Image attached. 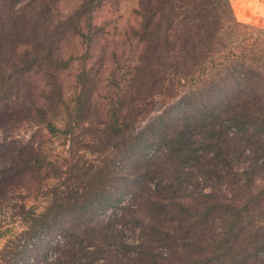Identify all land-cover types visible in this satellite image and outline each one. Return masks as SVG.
<instances>
[{"label":"rangeland","instance_id":"374dc122","mask_svg":"<svg viewBox=\"0 0 264 264\" xmlns=\"http://www.w3.org/2000/svg\"><path fill=\"white\" fill-rule=\"evenodd\" d=\"M35 2L41 3L0 0V16L13 20V12H19L8 33L0 31V72L7 70L9 77L5 84L0 82V253L11 251L17 237L28 230V224L19 215L21 206L28 211L45 212L55 200L69 203L66 198L75 194L80 201L82 195L96 190H104L106 195H123L124 200L115 209L117 214H99L92 224L86 225L89 230L104 227L112 242L104 247L105 251L123 254V264H145L139 262L145 243L159 264H169L171 247L169 242L159 240L162 235L155 228L176 236H184L190 230L184 239L188 245L177 258L186 261L197 257L195 247L199 243L205 246L200 241L205 237L200 227L201 215L216 202L232 205L254 199L250 206L256 210L252 215L256 219L255 229H243L236 234L240 233V238L249 244H264V222L260 223L264 220V196L255 197L264 190V142L250 147L241 165L233 170L238 176L243 175L242 182L252 179L250 188H242L243 195L236 186L213 188V182L205 177L197 179L198 187L190 181L180 199H172V194L170 199L148 194L154 187L144 176L146 161L151 160V164L167 154L173 128L184 119V110H179L177 102L184 95L197 92L196 108L188 112L194 116L207 91L198 89L214 79H181L158 73L156 55H150V64L142 61L138 39L140 0H94V5L87 7L79 0H53L42 2L44 8L38 10L32 9ZM163 11L164 31L159 42L168 49L165 28L170 14L166 8ZM27 12L31 16L26 14L19 19ZM4 24L0 18V30L5 28ZM249 26V30L238 28L237 35L255 38L256 29H262ZM169 56L164 53L160 59L168 64L173 61ZM192 56L207 61L217 58L216 54L200 52L189 57ZM183 108L189 106L183 104ZM49 122L57 132L47 129ZM141 133L147 136L148 149L125 153L122 144L126 137ZM237 134L233 131L230 136ZM151 151L156 152L152 158L148 155ZM260 153L263 155L257 163H252L251 157ZM112 164L114 181L105 183L104 173ZM185 172L192 170L186 167ZM203 194H211L212 200ZM73 199L70 202L77 201ZM218 216L217 211L210 214L205 238L210 231L219 233L224 222ZM71 220L58 226H68ZM58 226L43 245L44 251L52 250L48 260L54 264L64 242ZM255 233L259 234L257 238L253 237ZM95 234L98 236L97 231ZM7 247L9 250H5ZM37 254L41 255L40 251L31 256ZM95 264L117 262L100 259ZM252 264H264V248L260 247L257 262Z\"/></svg>","mask_w":264,"mask_h":264},{"label":"trees","instance_id":"16d2710c","mask_svg":"<svg viewBox=\"0 0 264 264\" xmlns=\"http://www.w3.org/2000/svg\"><path fill=\"white\" fill-rule=\"evenodd\" d=\"M37 1L41 3L35 2L36 5L32 9H43V3L53 0ZM79 1H82L83 7L94 5V0ZM164 8L170 14V23L165 28L168 31V41L165 43L168 49L159 42L160 34L164 31L161 23V16L165 14ZM37 10H33L36 11L35 14L40 13ZM18 14L19 12H13V20L0 16L5 23V28L0 31L8 33L9 28L18 20ZM26 14L31 16L29 12L22 13L19 19L24 18ZM138 17V39L143 50V62L150 64V55H156L157 60L154 62L158 73L181 79H194V76H210L209 78L214 79L198 89L207 91H204V102L197 112L195 110L194 116L188 112L196 108L194 100L198 97L197 92H190L177 102L179 110H184V119L173 128L167 154L160 161H153L151 164V160H145L148 165L144 176L147 183L154 187V191L148 190V194H155L162 199H170L172 194V199H180L184 196L187 186L191 185L190 181L198 187L197 179L202 180L205 177L213 182V188L214 185L236 186L238 193L243 195L242 188H250L252 179L242 182L243 175L238 176L233 170L241 165L242 158L250 147L264 142V29H256L258 35L255 38L246 37V34L237 35L238 28L249 30L250 26L237 20L230 0H140ZM198 52L216 54L217 58L207 61L206 58L189 57ZM164 53L170 54L169 57L173 61L168 64L163 62ZM6 65L7 61L4 63V66ZM7 73V70L0 72L2 85L9 80ZM81 94L82 97L85 96L84 90ZM183 104L189 108H183ZM47 129L51 133L58 131L51 122L47 124ZM233 131L239 134L230 136ZM126 139L122 144L125 153L138 148L148 149L145 133L138 136L129 135ZM257 149L260 150L261 147ZM148 155L152 158L156 152L151 151ZM262 155L260 153L252 156L251 162L257 163ZM186 167L192 172H185ZM104 178L105 183L114 181L113 164L107 168ZM103 191L96 190L82 195L84 198L80 201L75 194H70L66 198L69 203H59L55 200L45 212L40 213L28 211L25 206H21L19 215L23 217V222L28 224V230L24 235L17 237V244L11 251L7 247L5 250L9 251L0 253V264H54L48 260L52 250L44 251L43 245L56 225L67 219H72L70 225L57 227L64 235V242L58 249L57 264H95L100 259L107 262L112 259L117 264H123V254H110L105 251L104 247L112 245V242L105 234L104 227L100 230H89V227H86L92 224L99 214L104 215L107 211H115L117 214L115 209L124 200L122 193L109 192L106 195ZM211 194L201 196L212 200ZM258 196H264V190L255 195L256 198H259ZM73 198L77 199L74 203L70 202L74 201ZM252 201L254 199L232 205L216 202L207 207L200 220L205 237L209 228L207 220L212 212L217 211L224 224L219 233L210 231L207 238L200 239L204 241L205 246L199 243L194 249L197 257L190 260L177 258L188 245L184 239L188 237L190 230L186 231L184 236H176L174 233L161 232L155 228L156 233L162 235L159 240L169 242L171 247L172 258L169 259V264L257 262L259 249L264 248V244L260 246L258 241L249 244L240 238V233L236 234V231L243 229H255L253 222L256 219L252 215L256 210L251 209ZM177 205L187 211L183 203L178 202ZM179 222L185 223L183 220ZM263 222L264 220L260 223ZM188 226L191 228V225ZM110 227L113 228L114 224ZM258 236V233L253 235L254 238ZM152 242L154 243V239ZM91 247L96 248L91 250ZM151 250L145 243V252L139 262L159 264ZM36 251H40L41 255L32 257V253Z\"/></svg>","mask_w":264,"mask_h":264},{"label":"crops","instance_id":"0c3cea01","mask_svg":"<svg viewBox=\"0 0 264 264\" xmlns=\"http://www.w3.org/2000/svg\"><path fill=\"white\" fill-rule=\"evenodd\" d=\"M237 20L264 29V0H230Z\"/></svg>","mask_w":264,"mask_h":264},{"label":"built area","instance_id":"2783aa9c","mask_svg":"<svg viewBox=\"0 0 264 264\" xmlns=\"http://www.w3.org/2000/svg\"><path fill=\"white\" fill-rule=\"evenodd\" d=\"M123 204H125V202H123ZM112 213H113L112 211H107V212L104 213V216H109V215H111Z\"/></svg>","mask_w":264,"mask_h":264}]
</instances>
